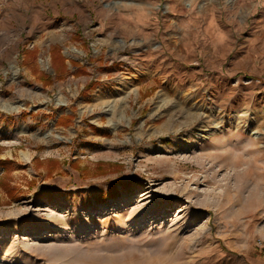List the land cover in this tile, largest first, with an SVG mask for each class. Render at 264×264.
<instances>
[{
  "label": "rangeland",
  "instance_id": "374dc122",
  "mask_svg": "<svg viewBox=\"0 0 264 264\" xmlns=\"http://www.w3.org/2000/svg\"><path fill=\"white\" fill-rule=\"evenodd\" d=\"M5 158L0 264H264V0H0Z\"/></svg>",
  "mask_w": 264,
  "mask_h": 264
},
{
  "label": "trees",
  "instance_id": "16d2710c",
  "mask_svg": "<svg viewBox=\"0 0 264 264\" xmlns=\"http://www.w3.org/2000/svg\"><path fill=\"white\" fill-rule=\"evenodd\" d=\"M50 160V159H49ZM12 159H9V158H5V159H1L0 160V164H4L5 167L9 166L10 164H12ZM105 161H101V160H98L97 163H96V167L98 169H102L103 168V164H104ZM109 164H117V163H114V162H110Z\"/></svg>",
  "mask_w": 264,
  "mask_h": 264
},
{
  "label": "bare ground",
  "instance_id": "6f19581e",
  "mask_svg": "<svg viewBox=\"0 0 264 264\" xmlns=\"http://www.w3.org/2000/svg\"><path fill=\"white\" fill-rule=\"evenodd\" d=\"M1 105H2V107L4 108V109H6V110H11V109H14V108H16V104H11V103H9V102H7L6 100H3L2 102H1ZM45 228V226L44 225H42V226H39L38 228H36L37 230H43ZM49 235V234H48Z\"/></svg>",
  "mask_w": 264,
  "mask_h": 264
}]
</instances>
